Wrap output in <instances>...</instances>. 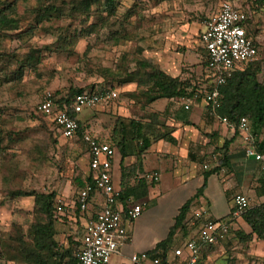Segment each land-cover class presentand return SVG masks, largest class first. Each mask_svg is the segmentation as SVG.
Returning <instances> with one entry per match:
<instances>
[{
	"label": "rangeland",
	"instance_id": "rangeland-1",
	"mask_svg": "<svg viewBox=\"0 0 264 264\" xmlns=\"http://www.w3.org/2000/svg\"><path fill=\"white\" fill-rule=\"evenodd\" d=\"M13 1L0 0V8ZM70 1L55 2L63 10L62 18L39 20L33 13L35 0H15L13 17L19 29L0 33V264H26L20 258L14 260L17 254L9 239L20 233L25 236L34 222L33 198L10 195L55 191L66 173L81 171V163H76L86 153L80 143L73 150L76 157L72 156L75 144L62 139L52 122L38 113L45 93L60 98L71 90L115 88L119 96L105 105L113 111L108 117L121 107L124 114L146 120L154 113L149 102L154 94L147 78L149 68L139 67L140 62L165 74L159 63L174 56L176 78L189 90L200 91L207 82L199 34L221 0H118L116 13L110 17L96 7L88 16L75 12L70 16ZM234 1L256 13L250 36L257 55L248 65L260 66L258 79L264 84V0ZM88 27L92 32L86 35L83 29ZM30 55L34 58L29 65ZM134 72L136 78H144L141 86L120 83ZM131 84L138 92L133 96L123 90ZM190 99L191 107L202 104L200 94ZM205 115L203 109L209 122ZM253 204L250 200L249 207ZM69 239L67 248L75 256L78 244ZM236 247L242 253L239 264H264V242H240Z\"/></svg>",
	"mask_w": 264,
	"mask_h": 264
},
{
	"label": "crops",
	"instance_id": "crops-1",
	"mask_svg": "<svg viewBox=\"0 0 264 264\" xmlns=\"http://www.w3.org/2000/svg\"><path fill=\"white\" fill-rule=\"evenodd\" d=\"M159 65L169 77L178 76L174 56L166 62L160 61ZM132 86L123 89L131 96L138 93ZM183 107L181 99H158L150 105V111L154 113L146 120H140L124 114L121 107L114 109L115 113L108 117L112 109L98 105L76 115L82 131L72 139H64L75 144L74 149H70L75 157L77 153L73 150L79 149L80 143L83 145V133L91 132L100 143L113 148L112 183L115 189L124 187L128 195L120 202V207L123 210L132 205L142 207L136 220L125 221L128 240L119 248V255L113 257L112 264H131L133 255L147 253L165 241L184 205H188L187 211L181 225L172 234L168 251L195 238L203 220L228 221L234 195H245L248 201L254 203L251 207L264 203V172L258 164L244 157L245 142L242 135L214 120L209 119L207 122L203 117L202 104L196 108L190 106L188 110ZM147 126L150 127L148 133ZM151 131L153 133L150 134ZM166 131L175 140L174 144L155 138ZM140 133L150 140L149 146L141 154ZM230 139L233 140L229 145L228 165L208 176L205 188L198 194L207 173L202 169L203 164L207 163L209 155L215 154L216 149ZM88 160L86 151L76 163H81V171L74 172L72 169L66 173L63 183L55 189V206L63 205L65 209L64 213L57 214L54 224L53 238L59 242L61 250L68 249V238L75 240L79 246L85 223L93 219L104 206L103 201L96 198L91 200L88 211L82 216L75 208L77 192L92 175ZM216 166L217 163L210 164V169ZM147 173H158L159 181L154 184L141 178V182L140 177ZM236 230L249 232L242 219L233 222L228 235L215 245L202 248L200 264H239L242 253L236 247L240 243ZM256 241L253 236L251 242Z\"/></svg>",
	"mask_w": 264,
	"mask_h": 264
},
{
	"label": "built area",
	"instance_id": "built-area-1",
	"mask_svg": "<svg viewBox=\"0 0 264 264\" xmlns=\"http://www.w3.org/2000/svg\"><path fill=\"white\" fill-rule=\"evenodd\" d=\"M249 16L237 7L234 0H221L218 11L203 24L199 34V44L205 55V73L207 82L193 95V99L201 95V103L209 118L238 131L244 138L243 155L259 165L264 172V156L256 152L254 145L256 136L245 118L231 123L227 118L217 114L221 94L219 88L226 84L230 76L236 71L256 59L257 51L253 40L247 36L246 22ZM119 93L115 89L96 92H83L72 97L69 113L66 109H58L54 104L53 95L45 93L37 105V111L49 119L63 139L74 138L79 131L80 124L75 118L86 109L98 105H106L118 99ZM190 98L183 99L184 109L191 105ZM82 143L88 155V169L91 178L84 183L77 192L75 208L80 216L84 215L91 200L103 201V208L95 217L87 221L83 227L78 250L75 254L76 264H112V259L119 255V248L127 240L125 221L136 220L142 211L140 205H132L125 210L120 207V189H115L112 183L111 169L114 150L109 145L100 143L89 133L81 135ZM218 163V156L211 154L202 169L208 171L210 164ZM145 181L157 183L158 173H147ZM249 201L245 195L236 194L231 199V211L228 221L203 220L195 238L186 240L181 246L172 248L164 259L152 257L147 253L133 255L131 264H200V254L204 246L215 245L222 237L228 235L231 224L241 220L249 210ZM63 205L55 206V213L62 214Z\"/></svg>",
	"mask_w": 264,
	"mask_h": 264
},
{
	"label": "trees",
	"instance_id": "trees-1",
	"mask_svg": "<svg viewBox=\"0 0 264 264\" xmlns=\"http://www.w3.org/2000/svg\"><path fill=\"white\" fill-rule=\"evenodd\" d=\"M14 1L10 5L0 8V33L17 31L19 29L18 21L13 17L15 15ZM55 2L56 0H35L36 6L33 10L35 17L39 20L62 18L64 16L63 10L61 7L55 6ZM117 2L118 0H73L70 1L69 8L67 10L71 12L70 16H74V12L78 13L80 16H88L92 13V9L96 7L106 13L107 17H110L116 13ZM63 4H67V2H64ZM235 4L249 16L251 13L255 12L250 8L245 10L236 2ZM100 19L103 20L104 18L100 17ZM252 21L253 19L250 17L246 22V33L249 38H251L250 29L252 27ZM92 27L83 29L84 33L86 35L90 34L92 32ZM253 44L256 48L254 40ZM33 58L34 57L32 55L27 58L29 65L31 63L30 60H33ZM139 67L144 69L149 68L147 71V78L152 81L151 92L154 94L149 99L150 103L158 99L183 100L185 98H192L193 95L198 92V90L194 88L189 90L190 86L185 85V83H183L179 78H171L163 73H158V71H156V69L148 63L140 62ZM203 67L205 69V66ZM260 69L261 68L258 64L253 63L244 66L241 70H236L230 76L226 84L219 88L221 101L217 109V114L221 118H227L231 123H236L241 118H245L251 127L252 133L256 136L254 148L256 152L264 156V84L258 79ZM135 73L136 72H134L133 75L129 74L120 83L129 84L136 82L137 86H141V80H144V78H136L138 75ZM83 92L96 91L94 88L89 90H71L68 94L60 98L53 95L54 104L58 109H66L72 114L69 109L70 101L74 95ZM205 116L212 120L207 114ZM146 128V132L148 133V129H150V127L147 126ZM80 129L81 127L79 128L78 133H81L82 129ZM234 131L236 134H239L238 131ZM151 133H153V131H151L150 134ZM155 138L162 139L173 144L175 143V140L167 131L161 135H157ZM138 139L141 143L139 149V154H141L149 146L150 140L149 137H144V134H141ZM232 140L233 139L225 141L221 148L216 149L215 154L218 156L217 166L207 171L205 174L204 184L198 194H200L205 188L206 178L208 176L215 174L222 167L228 165L227 156L229 152V145L232 143ZM122 176H124V173ZM141 178H143V176L140 177V181L142 182L143 179ZM120 192L121 202L128 198V195L124 192V187L120 190ZM10 196L14 198L32 197L34 211V222L30 225L27 234L24 236L20 233V236L9 239L10 242H14L13 251L17 254L13 255L14 260H16V258H20L26 264H76V259L72 251L69 249L61 250V248H58L57 243L53 238L54 224L57 220V218L54 217V214H56V192L54 190L45 193L16 192L12 193ZM187 208L188 205H184L180 209L179 215L175 219V225L171 228L168 238L165 241L158 243L153 250L147 252L148 255L152 257H159L161 259L165 258L166 253L169 252L168 245L170 244L172 234L181 225ZM242 220L249 228V232L245 233L240 230L235 231L239 241L248 243L252 240L253 236H255L256 240L264 242V203L249 208ZM5 244L7 247H11L8 243L5 242Z\"/></svg>",
	"mask_w": 264,
	"mask_h": 264
}]
</instances>
